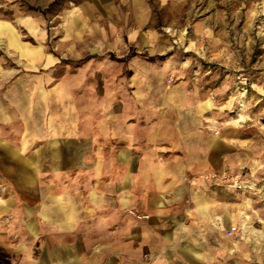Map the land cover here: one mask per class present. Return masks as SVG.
Wrapping results in <instances>:
<instances>
[{
    "label": "crops",
    "instance_id": "0c3cea01",
    "mask_svg": "<svg viewBox=\"0 0 264 264\" xmlns=\"http://www.w3.org/2000/svg\"><path fill=\"white\" fill-rule=\"evenodd\" d=\"M2 8L0 44L14 64L0 56V219L32 238L0 241V264L224 257L225 189L199 174L237 172L247 151L201 83L162 58L164 45L85 60L73 73L64 65L57 78L54 55L24 42ZM38 22L19 17L36 40Z\"/></svg>",
    "mask_w": 264,
    "mask_h": 264
},
{
    "label": "rangeland",
    "instance_id": "374dc122",
    "mask_svg": "<svg viewBox=\"0 0 264 264\" xmlns=\"http://www.w3.org/2000/svg\"><path fill=\"white\" fill-rule=\"evenodd\" d=\"M2 6L24 42L54 55L57 78L64 65L73 73L85 60L164 45L162 58L172 54L184 76L201 83L225 131L247 151L244 168L225 171L242 188L211 182L225 189V230L217 237L225 239V256L192 263L176 252L170 264H264V0H2ZM25 16L38 19L43 34L37 40L19 25ZM150 34L164 40L144 41ZM6 53L0 44V56L11 66L14 56ZM177 77L176 71L168 81ZM10 218L0 219V241L30 240L31 233L16 230Z\"/></svg>",
    "mask_w": 264,
    "mask_h": 264
},
{
    "label": "built area",
    "instance_id": "2783aa9c",
    "mask_svg": "<svg viewBox=\"0 0 264 264\" xmlns=\"http://www.w3.org/2000/svg\"><path fill=\"white\" fill-rule=\"evenodd\" d=\"M199 177L202 178L205 181H210L217 185H224L228 184L230 187L234 188H242V181L240 179H237V177L234 176H225L224 174H220L214 171L210 172H203L199 174ZM235 228H232L230 233L233 232Z\"/></svg>",
    "mask_w": 264,
    "mask_h": 264
}]
</instances>
